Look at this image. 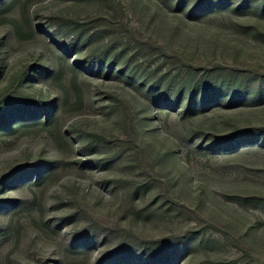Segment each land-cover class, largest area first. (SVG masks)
I'll list each match as a JSON object with an SVG mask.
<instances>
[{"label": "rangeland", "instance_id": "374dc122", "mask_svg": "<svg viewBox=\"0 0 264 264\" xmlns=\"http://www.w3.org/2000/svg\"><path fill=\"white\" fill-rule=\"evenodd\" d=\"M0 264H264V0H0Z\"/></svg>", "mask_w": 264, "mask_h": 264}]
</instances>
